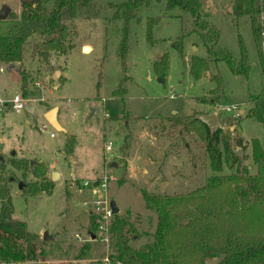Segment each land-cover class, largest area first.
I'll return each mask as SVG.
<instances>
[{"label":"rangeland","instance_id":"rangeland-1","mask_svg":"<svg viewBox=\"0 0 264 264\" xmlns=\"http://www.w3.org/2000/svg\"><path fill=\"white\" fill-rule=\"evenodd\" d=\"M23 1L28 0H0V9L6 5L13 14L0 20V35L19 23ZM120 1L97 0L96 14L80 8L66 22V43L72 46L67 53L52 54L48 62L31 60L27 53L20 65L27 74L25 82L18 68L7 69L0 63V99L22 95L32 99L30 106L34 108V116L25 110L2 111L0 176L10 188L12 216L34 235L39 253L31 261L0 264L101 262L107 250L100 240H86L96 227L92 229L90 204H83L92 196L80 185L85 179L97 180L103 171L113 178L107 182V198L115 201L117 215L126 218L136 231L130 241L133 247L150 242L157 224V215L147 206L143 192L160 194L158 185L164 182L160 195L180 197L205 185L212 176L257 173L252 140L257 139L264 148V130L257 118L246 114L257 104L264 118V73L248 17L233 18V0H200L203 18L218 31L217 45L238 57L241 41L249 65L245 77L233 74L224 60L215 61L208 53V44L191 32V16L178 9L166 11L163 1H150L138 10L139 20L129 22L122 62L119 43L123 20L107 19L112 11L108 2ZM150 19H157V23L151 26L149 39ZM260 21L264 61L263 15ZM164 53L168 70L158 76L154 62ZM194 55L209 64V70L198 79L189 73ZM159 77L164 81H158ZM221 106L236 109L220 111ZM52 107H57L63 131L53 129L44 118ZM91 108H97L96 115H90ZM209 113H216L222 134L228 136L237 157L231 167L223 163L220 171L212 170L200 137L178 121ZM107 141L111 150L104 152ZM65 143L71 146L70 153ZM21 159L42 163L44 172L35 171L34 164L23 169L12 166ZM44 181L52 185L50 194L40 190L29 193L28 184L41 186ZM44 232L47 239H43ZM75 234L85 240H77ZM218 260L208 258L204 264Z\"/></svg>","mask_w":264,"mask_h":264},{"label":"trees","instance_id":"trees-1","mask_svg":"<svg viewBox=\"0 0 264 264\" xmlns=\"http://www.w3.org/2000/svg\"><path fill=\"white\" fill-rule=\"evenodd\" d=\"M96 1H23L19 23L7 34L0 35V63L19 64L17 67L22 81L25 82L27 74L20 67L25 55L28 53L31 60L38 58L48 62L52 54L67 53L72 46L66 43V22L73 18L80 8H87L92 14H96ZM150 1L152 0L108 2L112 11L107 19L123 20L122 38L119 43L122 62L127 51L129 22L138 21V10L148 6ZM154 1H163L166 11L178 9L190 15L191 32L197 34L206 46L208 44V53L214 60H224L235 75L245 77L248 74L249 65L241 41L238 57H233L228 49L219 47L218 31L203 18L200 0ZM49 2L50 6H47ZM232 15L233 18L248 17L264 73L260 49L263 27L260 16L264 17V0H233ZM12 16V13H8L7 18ZM183 22L184 19L181 18V26ZM155 23L157 19L148 21L149 39L151 26ZM182 39L183 35H180V44ZM178 51L181 54V48ZM168 65L167 54L164 53L154 62L156 74L164 76ZM208 70V60L195 55L191 57L189 73L195 79L201 78ZM255 99L256 97L252 98ZM246 116L257 118L264 130V118L257 104ZM178 121H182L186 131H194L203 141L212 170L220 171L223 163L231 167L232 163L236 162L237 157L233 155L228 136L222 134L220 127L210 133L208 127L193 116ZM236 143L240 146L241 141L237 140ZM65 145L70 153L71 146H68V143ZM251 156L257 165L255 175L212 176L205 185L180 197L149 195L143 192L147 206L157 215L152 240L139 247L131 246L130 241L136 231L126 218L113 215L110 226L113 260L120 264H204L208 258L219 257L215 264H264V148L257 139L252 140ZM29 164L30 161L21 159L13 161L12 166L23 169ZM32 167L35 171L40 169L42 172L45 168L42 163H36ZM27 187L31 194L39 190L50 194L52 190V185L46 181L41 186L30 183ZM9 192V185L4 183L0 176V262L19 263L34 260L39 254L34 235L26 230L23 221L12 216L13 205ZM90 218L92 229H95L96 216L90 214ZM185 220L187 224H183ZM254 226H257V230ZM84 248L88 250L89 245L86 244ZM95 264L103 263L97 261Z\"/></svg>","mask_w":264,"mask_h":264},{"label":"built area","instance_id":"built-area-1","mask_svg":"<svg viewBox=\"0 0 264 264\" xmlns=\"http://www.w3.org/2000/svg\"><path fill=\"white\" fill-rule=\"evenodd\" d=\"M0 70L2 68L0 67ZM32 99L25 98L22 95L15 94L9 100L0 99V117L2 111L10 109L14 112H19L25 110L26 107L30 106ZM236 107L234 106H221L220 111H234ZM237 116V113L234 114ZM51 134V133H50ZM104 152L111 150V142L107 141L103 147ZM109 179H113L112 176L108 175L106 171H103L102 176L97 180H84L81 182L82 189H85L91 196L90 201H85L83 204L88 206L90 204L89 214H94L96 216V230L90 234L89 239L86 240H100L106 247V254L101 259L103 264H120L119 262L113 260V251L111 250V233L110 226L113 218V214L110 208V199L107 198V182ZM100 194V195H99ZM74 237L77 240L84 241L79 234H75ZM3 264V263H2ZM8 264V263H7Z\"/></svg>","mask_w":264,"mask_h":264},{"label":"water","instance_id":"water-1","mask_svg":"<svg viewBox=\"0 0 264 264\" xmlns=\"http://www.w3.org/2000/svg\"><path fill=\"white\" fill-rule=\"evenodd\" d=\"M9 11H10L9 7H7L6 5H3L0 9V20H4L7 17ZM6 68L7 69H11V68L16 69L18 67L14 63H9L6 65ZM158 81L163 82L164 79L162 77H159ZM25 111L32 116L35 115L34 108L32 106L26 107ZM96 111H97V108H91L90 109V115H96ZM194 117L199 119L203 124H205L208 127L210 133H213L217 128H219V120H218L216 113L196 114ZM44 118L47 121V123L53 129H55L57 131H63V128L59 125V123L57 121V107H52L49 110H47L44 113ZM0 161L1 162L3 161V158L1 157V155H0ZM35 163H36V161L30 160V164H35ZM56 177H57V173L54 172L52 175V178L55 179ZM165 184L166 183L163 182V183H160L158 185L160 194L163 192ZM19 186H21V183H19ZM110 208H111V212L113 215L118 213V207H117L115 201H113V200L110 201ZM183 224H187V220H185L183 222ZM47 238H48V234L46 232H44L43 233V239H47Z\"/></svg>","mask_w":264,"mask_h":264},{"label":"crops","instance_id":"crops-1","mask_svg":"<svg viewBox=\"0 0 264 264\" xmlns=\"http://www.w3.org/2000/svg\"><path fill=\"white\" fill-rule=\"evenodd\" d=\"M85 180H88V179H85ZM89 212V211H88Z\"/></svg>","mask_w":264,"mask_h":264}]
</instances>
